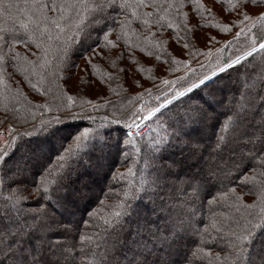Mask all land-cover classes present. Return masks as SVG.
I'll return each instance as SVG.
<instances>
[{
	"label": "trees",
	"instance_id": "obj_1",
	"mask_svg": "<svg viewBox=\"0 0 264 264\" xmlns=\"http://www.w3.org/2000/svg\"><path fill=\"white\" fill-rule=\"evenodd\" d=\"M15 2L23 6L25 0ZM90 2L98 4L104 0ZM124 2L133 7L113 10L106 6L105 14L115 17L108 25L112 29L108 38L115 47L105 46L104 34L96 30L92 14L86 15L79 31L74 26L57 40L48 42L44 39L38 48L33 34L21 27L20 21L27 20L23 13L14 12L12 18L0 13V56H3L0 59V124L6 120L2 115L10 116V120L20 117L30 120L32 124L19 132L20 138L27 140L37 134L43 122L59 117L64 124L62 127H66V134L76 135L84 128H99L101 132L111 129L112 141L117 137L121 139V151L118 153L113 148L102 165H97L94 156L91 160L85 156L65 177L67 194L60 192L54 201L57 206L63 205L60 212L55 213L60 225L53 224L52 228H67V233L52 235L39 221L34 224L27 214L28 208L38 207L32 202L36 195L32 184L25 185L27 191L23 195L28 196V200L21 206L25 210L23 213H18L7 201L9 193L6 189L0 193V216L5 215L3 209L7 208L8 214L19 217L23 225V231L15 239V225H9V233L0 231L3 237L0 239V264H18L16 250L21 245L35 248L41 235L46 236L45 251L47 242L52 241L61 244L59 251L70 253L59 256L60 264H116L117 260L120 264H136L138 246L151 250L149 261L163 257L167 264H236V255L240 254L233 255L231 233L234 231L239 235L241 229L237 224H243L241 218L251 219L261 205L258 190L261 178L257 176L255 182L245 183L242 177H251L253 171L264 172L258 166V157L246 158L255 151L249 140L255 141L264 127L261 122L264 117V62H261V56L264 53L243 66L237 65L236 70L219 74L217 86L206 97L209 103L200 100L199 93L188 94L191 101L184 98L173 101L172 106L151 117L147 121L148 129L127 146L123 143L122 130L124 124L130 122L131 113L140 110L137 108L140 98H143V107L151 108L156 106L155 97L161 92L167 94L173 88L183 90L180 77L193 80L209 67L214 68L219 60L231 57L244 42L243 37L237 42L232 41L235 32L246 27L251 32L253 25L259 28L264 22L245 21L237 23L232 33L223 32L211 25L237 21V13L224 11L231 7L224 0H202L200 12L195 11L194 3L187 2L180 9H172L170 16L157 24L155 21L159 16L151 6L152 0H145L146 7L135 9L136 17L131 13L137 0H115L117 5ZM242 2L246 3L245 10L250 15H258L256 10H264V0ZM204 8L209 11L204 12ZM145 12H152L153 16L145 17L142 15ZM144 19L149 20L148 25L143 23ZM121 21H127L123 28ZM211 37L215 39L210 41ZM184 44L188 45L187 51L183 49ZM181 49L183 54H179ZM189 49L191 54L185 56ZM217 49L223 51L217 52ZM139 55L151 62L143 61ZM177 59L189 63H176ZM169 61L171 67L167 66ZM189 68L193 70L191 73ZM148 76L150 80H146ZM165 79L176 83L165 85L162 83ZM148 88L152 89L150 95L144 91ZM197 101L212 118L186 129L188 135L179 143L174 138L169 143L171 118L182 110V105ZM67 112L73 116L68 117ZM236 113L240 114L243 123L229 122V118L235 119ZM13 115L17 117L13 118ZM116 120L121 123L117 124ZM225 123H229V129L221 133ZM236 127L245 133L241 144L247 143L248 147L236 148L234 153L226 149L220 160L216 142L220 135L226 139L238 135L232 131ZM62 143L67 147L73 141L69 139ZM235 143L233 141L232 146ZM60 144V141L56 142L50 152L49 164L53 169L58 156L63 153ZM165 144L167 148H164ZM157 148L163 151L158 152ZM241 153L245 157L242 161ZM233 155L236 156L235 167L228 172V179L224 173L219 178L214 174L198 190V182L190 181L194 173L209 167L204 160L231 165ZM168 165H171V174L159 185L153 183L158 175L156 168L165 166L164 171H168ZM34 171L39 180L41 169L37 167ZM142 191L149 195L141 198ZM237 197L242 198L240 202ZM251 205L257 207H249ZM193 209L195 215L190 216ZM214 221L215 228L212 227ZM3 223L7 224V219ZM180 223L187 229L180 243L165 244L161 248V238H170L174 226ZM261 238V235L256 237L258 242ZM243 246L247 250L248 245ZM253 253L259 264L264 252H257L254 246Z\"/></svg>",
	"mask_w": 264,
	"mask_h": 264
},
{
	"label": "snow or ice",
	"instance_id": "obj_2",
	"mask_svg": "<svg viewBox=\"0 0 264 264\" xmlns=\"http://www.w3.org/2000/svg\"><path fill=\"white\" fill-rule=\"evenodd\" d=\"M187 2L196 5V12H200L201 7H203L202 0H152L151 6L159 16V19L155 22L159 24L166 20L170 16L172 9H180L184 7ZM224 2L231 4V7H226L224 11L237 13V21L216 23L211 26L223 32L232 33L233 27L237 26V23L242 24L250 20L264 22V10L259 11L258 15L253 16L249 14V11L245 10L247 5L242 2V0H224ZM253 2H257V0H253ZM106 6L113 10L116 7H120L121 9L133 7V5L127 2L117 5L115 0H104L103 3L98 4H93L90 0H25L23 6L15 2V0H0V13L9 18H12L14 12L17 14L23 13V15L27 17V20L20 21L21 27L33 34L38 48L42 46L44 39L48 42L57 40L66 32L72 31L74 26L76 30L79 31L86 15L92 14V19L97 24L96 30L104 34L105 46L113 45V47H115L114 42L108 38L109 32L112 31V29L108 27L109 22L114 20L115 17L105 14ZM146 6L145 0H137V4L131 13L132 16H137V11L135 9ZM208 11L209 9L204 8V12ZM142 15L151 17L153 13L145 12ZM184 15H187V13H184ZM97 17H100V19H97ZM120 23L123 28L127 21H121ZM143 23L148 25L149 20L144 19ZM209 23L211 24V22ZM169 27H171V25H169ZM106 28H108V31H105ZM241 37H243V45L239 47L231 57L219 60L214 68L209 67L207 72L202 73L193 80L180 77L179 79L183 81L180 87H182L183 90L173 88L169 90L167 94L161 92L159 96L155 97L156 106L151 108L142 107L138 112L133 111L129 116L130 122L125 123L122 130L124 145L133 144L135 137L140 135V128L137 123L138 120H147L161 114L162 109L172 106L173 101H177L179 98L191 101L192 97L188 95L190 93H199V99L204 100L205 103H209L206 97L211 95L217 86L216 81L220 79L219 74L228 73L230 69L236 70L237 65L243 66L249 63L251 59H254L256 55L264 53V23H261L259 28L253 25L251 32L247 30V27L241 28L232 36V41L237 42ZM117 39H119V37H117ZM214 39L215 37L209 38L210 41ZM98 41L99 37H97V46H99ZM183 49H188V45L184 44ZM221 51L223 50L217 49V52ZM93 54H96L95 49H93ZM189 54H191V51ZM45 55H47V53H45ZM0 59H3V56H0ZM175 62L189 63V61H182L179 59L175 60ZM261 62H264V56H261ZM45 63H48V61L45 60ZM200 66L204 67V65ZM192 71L191 68L188 69L189 73ZM162 83L169 85L175 84L176 81L165 79ZM144 91L150 95L152 89L148 88ZM68 99L71 100V97L69 96ZM209 107H211V104H209ZM144 112L147 113L146 116L141 115V113ZM65 115L68 117L73 116L71 112H67ZM211 118L212 117L198 101L182 105V110L176 112L168 125L172 129L169 143H171L173 138L179 143L183 137L188 135L186 129L193 128L202 121ZM237 121L243 123L239 113L235 114V119L229 118L230 123H236ZM261 122L262 125H264V117L261 118ZM109 123H111L110 120ZM116 123L120 124L121 121L116 120ZM62 125L64 124L61 123L59 117L45 121L41 124L37 134L27 140L21 139V134L19 132L9 130L7 139L0 142V193L6 189L9 193L7 201L10 202L11 206L15 208L18 213H23L25 210L21 206L28 200V196L23 195V193L27 191L25 185L28 183L32 184L34 186L33 191L36 193L32 202L37 204L38 207L28 208L27 214L31 217L34 224L36 221H39L41 225L47 226L52 235H58L61 234V232L67 233L69 231L67 228H52V225H60V221L56 219L55 213L60 212L63 205L57 206V203H54V201H57L60 192L63 191L67 194V186L64 183V179L67 175L71 174L74 164H80L85 156L89 157V160L94 156L97 165H102V162L107 160L113 148H115L118 153L121 151V139L117 137L113 142L111 129H104V131L101 132L99 128H84L78 134L73 135L71 132L66 134V127H62ZM228 129L229 123H225L221 128V133L226 132ZM232 131L238 133V135H234L231 139H226L224 135H220L216 142V154L220 160H223L221 154L224 153L226 149L234 153L236 148L248 147L247 143L241 144L245 133L240 131L239 127L234 128ZM2 134L3 133H0V135ZM69 139H72L73 143L65 147L62 141H67ZM58 141L61 142L60 147L63 149V153L58 156L56 166L53 169V166L49 164V161L52 159L50 152L54 144ZM233 141H236L234 146H232ZM248 143L252 144L255 151L251 152L246 158L253 159L258 157V166L264 169V127L261 129V135L257 137L255 141L249 140ZM167 146L168 145L165 144L164 148H167ZM157 151H163V149L157 148ZM240 159L241 161L245 159L243 153L240 154ZM231 160L233 161L231 165L228 163L221 165L216 160H204V164L209 165V167L206 171L202 169L200 172L194 173L190 177V181L198 182V190L199 186L203 183H207V181L213 178L214 174L219 178V175L224 173L225 179H228V172L231 171V168L235 167L236 156L233 155ZM37 167L41 169L39 180L36 179V173L34 171ZM164 167L165 166H160L156 168L158 175L153 183L159 185V183L164 180L165 176L171 174V165L167 166L169 169L168 171H164ZM54 171L55 176H53ZM257 176L261 178L258 184L259 199L261 201L260 210L258 213L252 215L251 219L247 216L241 218L243 224H237V227L241 229L239 235L234 231L231 233L234 238L233 242L230 244V247L233 249V255H236V253L240 254L236 255V264H257V261L254 259V246L257 252H264V172L253 171L251 177L243 176L242 179L245 183L249 181L255 182ZM229 191H234V189H229ZM147 195H149V192H141V198ZM241 199V197H237V202H240ZM212 202L213 201H209V203ZM249 207L255 208L257 205H251ZM236 210L239 211V208ZM153 211H155V209H153ZM3 212L5 215L0 216V231L9 233L11 231L9 225H15L16 232L13 236V239H15L16 236H19L23 231V225L20 223L19 217H12L8 214L9 209L5 208ZM189 215L194 216L195 210L193 209ZM5 219L8 221L7 224L3 223ZM225 223H227V221H225ZM188 226L191 227L190 222ZM113 227L115 228L116 226ZM212 227H216L215 221ZM174 229L170 238L169 236L161 238V248H163L165 244H168V246L173 244L178 245L183 239V232L187 230L184 224H177L174 226ZM196 231H199V229H196ZM118 235L117 233V236ZM257 235L262 236L259 242L256 239ZM0 239H3V237L0 236ZM45 239V235L39 236L35 248H24L21 245L16 250L18 252L16 257L18 264H60V255H70V253L59 251L61 249V244L59 242L48 241L47 251H45ZM83 239L84 237H81V240ZM11 242L10 240L9 243ZM244 244L248 245L247 250L244 248ZM135 256L136 264H167V261L163 257H159L158 261L157 259L149 261L152 252L150 249H147L146 246H138ZM45 257L48 258L45 260ZM225 260L227 261V257ZM116 264H120V261L117 260ZM259 264H264V256L260 257Z\"/></svg>",
	"mask_w": 264,
	"mask_h": 264
},
{
	"label": "rangeland",
	"instance_id": "obj_3",
	"mask_svg": "<svg viewBox=\"0 0 264 264\" xmlns=\"http://www.w3.org/2000/svg\"><path fill=\"white\" fill-rule=\"evenodd\" d=\"M259 11L256 10L255 13H258ZM187 51V49H185ZM191 51V49H189V51L187 52V54L185 56H188L189 52ZM142 51L138 52V54H140ZM182 53V49L179 50V54ZM139 58H141L143 61H146V62H151V60L149 61V59L147 57H142L139 55ZM167 61V60H166ZM166 65V64H165ZM168 67H171V63L169 61V63L167 64ZM148 70H151L149 68V66L147 67ZM145 70V68H144ZM148 74V73H147ZM147 74H144V75H147ZM73 79H76V77H72ZM71 79V80H73ZM146 80H150L149 76L148 78H146ZM143 99V98H142ZM141 98L138 100L137 102V108L141 109L143 107V100ZM12 115V114H11ZM142 116H146L147 113L144 112V113H141ZM8 117L10 116H4L2 115V118L3 119H6L4 122H2L0 124V132L3 133L4 131L3 130H6V129H9V130H15L16 132H21L25 129V127L27 128V126H30L32 124V122H30V120H26V118H22L20 117V119H17L15 117V115H13V118H15L14 120H10ZM12 117V116H11ZM141 120V119H140ZM146 128L148 129V127L146 126ZM142 132V131H141ZM145 132V131H144ZM141 134V133H140ZM7 139V137H5L3 140ZM222 254H225V251L222 253Z\"/></svg>",
	"mask_w": 264,
	"mask_h": 264
},
{
	"label": "bare ground",
	"instance_id": "obj_4",
	"mask_svg": "<svg viewBox=\"0 0 264 264\" xmlns=\"http://www.w3.org/2000/svg\"><path fill=\"white\" fill-rule=\"evenodd\" d=\"M144 121V120H143ZM141 122V121H140ZM3 134L0 135V142H2V139H4L5 137L8 136V133H9V129H6V130H3ZM1 133V132H0Z\"/></svg>",
	"mask_w": 264,
	"mask_h": 264
},
{
	"label": "built area",
	"instance_id": "obj_5",
	"mask_svg": "<svg viewBox=\"0 0 264 264\" xmlns=\"http://www.w3.org/2000/svg\"><path fill=\"white\" fill-rule=\"evenodd\" d=\"M138 124H139V128H140V133H142L146 129L145 122L142 120L141 122H138Z\"/></svg>",
	"mask_w": 264,
	"mask_h": 264
}]
</instances>
